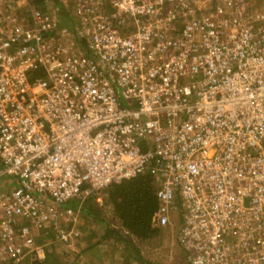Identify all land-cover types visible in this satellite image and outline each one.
<instances>
[{
  "label": "built area",
  "instance_id": "built-area-1",
  "mask_svg": "<svg viewBox=\"0 0 264 264\" xmlns=\"http://www.w3.org/2000/svg\"><path fill=\"white\" fill-rule=\"evenodd\" d=\"M46 2L0 0V264L41 227L71 244L67 201L148 173L180 264H264V9Z\"/></svg>",
  "mask_w": 264,
  "mask_h": 264
},
{
  "label": "trees",
  "instance_id": "trees-1",
  "mask_svg": "<svg viewBox=\"0 0 264 264\" xmlns=\"http://www.w3.org/2000/svg\"><path fill=\"white\" fill-rule=\"evenodd\" d=\"M45 1L46 0H33V4L39 8H45L47 5V2L45 3ZM67 18L71 19V17ZM38 72L39 71L34 72L32 78H36V76L39 75ZM156 190L157 185L154 178L148 173L110 185L105 190L107 198L104 204L109 210H105L104 206H100L97 203V200L95 199L97 196L96 193L83 199L75 198L67 201L63 207L66 206V208H72L79 213V222L77 224L79 235L75 237L74 243L71 245L79 244L83 239L84 231H86L87 225L85 226V224L81 223V217L86 221L93 219L91 224L96 223L97 225L98 222H103L108 225L106 227L110 233L113 232L118 234L121 232L123 235L121 238H124L122 241L125 240L127 243V251H132L135 259L143 262L144 259L138 254L139 252L137 253L139 250L137 249V246L134 245L136 244L135 241H145L150 239L156 234H159L162 230L160 227H156L153 224V218L159 206ZM108 211L112 212V216L115 214L117 218L115 219L114 216L113 218L108 217ZM112 221L120 223L121 227L127 231L126 234L122 233L120 226L118 229L115 228L117 223L114 224L113 227ZM26 224L30 225L29 222H26ZM92 229L93 227L89 226V230ZM108 236L109 235L106 234L103 238L106 239ZM35 241L38 249L43 246L44 249L52 250L51 252L53 253L50 254L51 259L54 257L53 254L59 255L58 248L65 244L57 229L49 227H41L35 235ZM24 253L25 254L18 262L11 260V257H6V259L2 261V264H42L40 263V259L37 257L36 252H31L30 249L27 248ZM61 253L65 254V252Z\"/></svg>",
  "mask_w": 264,
  "mask_h": 264
},
{
  "label": "crops",
  "instance_id": "crops-1",
  "mask_svg": "<svg viewBox=\"0 0 264 264\" xmlns=\"http://www.w3.org/2000/svg\"><path fill=\"white\" fill-rule=\"evenodd\" d=\"M115 219L117 218L114 214ZM82 224H85L86 231H84L82 241L77 245H70V247H59V255L53 254V258H50L51 249H44L41 246L37 250V257L42 264H139V261L135 259L132 251H127V245H125L121 238L123 235L121 232L110 233L107 230L108 225L98 222V226L91 224L93 219L89 222L81 217ZM116 222V221H115ZM118 223V222H117ZM119 226L120 223H118ZM89 226L93 227L89 230ZM110 233V234H108ZM109 235L106 239L105 235ZM121 238V239H120ZM61 252H65L61 253ZM62 254V255H60ZM49 259V260H48ZM33 262V261H31Z\"/></svg>",
  "mask_w": 264,
  "mask_h": 264
},
{
  "label": "rangeland",
  "instance_id": "rangeland-1",
  "mask_svg": "<svg viewBox=\"0 0 264 264\" xmlns=\"http://www.w3.org/2000/svg\"><path fill=\"white\" fill-rule=\"evenodd\" d=\"M250 2L254 7L264 9V0H250ZM98 197H101L103 201H98ZM106 198V193L103 191L102 193L98 194L95 199L100 206H104L105 210H109L107 209L106 205H104ZM109 212L110 211H108V217L113 218L114 214L112 216V212ZM112 223L114 227V224L117 222L112 221ZM116 226L115 228L118 229V223ZM179 227L180 219L175 217L171 225L161 228L162 230L159 234H156L152 238L145 241L136 240V244L134 245L137 246V249L139 250L137 253L139 252L138 254L142 256V259H144L143 262L138 260L139 264H180L181 257L183 258V255L181 254L182 249L178 242ZM120 229H122L121 231L123 234H126V231L123 229V227L120 226ZM69 243H74V240H71ZM123 243L125 245L127 244L125 240ZM71 244H64L61 245V247L68 248V246Z\"/></svg>",
  "mask_w": 264,
  "mask_h": 264
}]
</instances>
